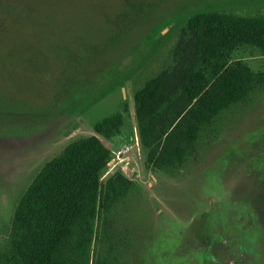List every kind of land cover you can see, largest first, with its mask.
<instances>
[{"label": "rangeland", "instance_id": "obj_1", "mask_svg": "<svg viewBox=\"0 0 264 264\" xmlns=\"http://www.w3.org/2000/svg\"><path fill=\"white\" fill-rule=\"evenodd\" d=\"M204 11L264 26V0H0V251L34 175L72 140L95 135L111 151L99 180L120 173L134 187L96 218L88 264H264V80L210 118L188 90L175 94L169 112L197 130L172 163L148 160L165 135L138 128L135 89L167 65H187L172 50L186 41L189 16ZM260 29L206 58L264 73ZM116 113V135L93 131Z\"/></svg>", "mask_w": 264, "mask_h": 264}, {"label": "trees", "instance_id": "obj_2", "mask_svg": "<svg viewBox=\"0 0 264 264\" xmlns=\"http://www.w3.org/2000/svg\"><path fill=\"white\" fill-rule=\"evenodd\" d=\"M252 23L233 11H204L189 16L180 27L187 39L173 48V62L184 60L187 65L178 70L167 65L133 93L141 133L147 129L154 138L165 135L158 154V145L149 153L150 162L181 159L184 146L197 130V125L179 118L180 112H169L176 104L175 94L188 90L190 99H198L195 109L202 113L199 115L207 111L204 116L210 118L262 83L264 73L252 72L239 61L226 65L206 58L209 54L214 59L215 50L233 49L234 41L246 34L258 37L264 26ZM203 70L209 71L208 78H203ZM157 121L163 126L161 131ZM122 124V115L116 113L94 122L92 128L110 138ZM110 158L111 151L95 135H88L72 140L46 162L15 207L13 234L9 247L0 251V264H88L96 218L111 211L134 187V182L120 173L105 182L99 180V172Z\"/></svg>", "mask_w": 264, "mask_h": 264}]
</instances>
